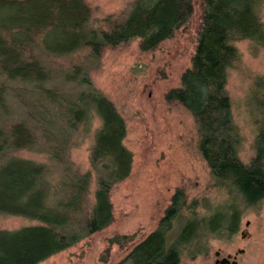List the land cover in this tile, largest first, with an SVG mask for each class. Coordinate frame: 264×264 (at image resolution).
<instances>
[{
  "label": "trees",
  "instance_id": "16d2710c",
  "mask_svg": "<svg viewBox=\"0 0 264 264\" xmlns=\"http://www.w3.org/2000/svg\"><path fill=\"white\" fill-rule=\"evenodd\" d=\"M261 3L200 0L191 64L182 72L179 86L165 94L168 103L179 104L192 115L197 147L213 186L224 187L232 199L201 213L199 208L209 199L188 201L184 189L177 188L156 228L115 264H179L183 256L206 255L208 235L236 231L238 205L255 206L264 199V100L255 155L246 165L238 157L242 137L226 91L227 70L238 58L233 43L249 39L264 49ZM193 12L194 0H130L119 13L94 19L84 0H0V75L6 79L0 85V110L6 109L8 95L27 106L25 118L0 127V214L38 222L0 230V264H37L106 227L112 220L110 191L131 168L132 155L123 143L125 121L113 102L79 65L61 76L74 86L60 90L50 82V57L86 49L99 58L105 49L133 40H138L142 52L153 51L173 38ZM94 116L100 125L94 132L89 170L81 173L67 158L70 133L80 124L90 125ZM40 138L54 162L64 163L54 184L45 164L14 155L34 148ZM183 211L187 218L169 241L167 234ZM132 237L114 235L108 242L124 247Z\"/></svg>",
  "mask_w": 264,
  "mask_h": 264
},
{
  "label": "rangeland",
  "instance_id": "374dc122",
  "mask_svg": "<svg viewBox=\"0 0 264 264\" xmlns=\"http://www.w3.org/2000/svg\"><path fill=\"white\" fill-rule=\"evenodd\" d=\"M84 2L91 16L100 19L124 10L130 0ZM199 2L194 0V12L188 23L153 51L142 52L138 40H133L123 46L105 49L99 58H92L86 49L50 57L53 75L50 82H55L60 90L74 86L65 83L61 76L79 65L86 70L92 84L113 102L125 121L123 143L131 152L132 161L128 176L110 191L111 222L37 264H115L156 228L177 188L184 189L188 201L196 197L209 199L206 206L199 208L201 213L232 199L224 187L213 186L209 167L197 147L192 115L179 104L165 100L166 92L179 86L182 72L191 64L201 21ZM258 14L264 22V0ZM233 44L238 58L227 70L226 91L232 118L242 137L238 157L247 165L255 155L254 143L262 118L264 49L249 39H240ZM4 80L5 77L0 75V85ZM5 108L0 110V127L5 129L26 116L27 106L12 96H7ZM50 118L54 122V115ZM99 125L100 120L94 116L90 125L80 124L70 133L67 158L72 169L81 173L89 170L94 132ZM14 155L45 164L52 184L64 164L54 162L42 138L37 140L34 148L21 149ZM93 189L92 175L89 200L93 197ZM238 209L240 216L233 234L208 235V253L194 259L183 256L179 264H214L215 260L226 257L235 264H264V199L255 206L238 205ZM187 215L183 211L182 217L174 221L173 231L167 234L169 241L175 237ZM37 223L20 215L0 214V230H16ZM114 235L133 237L126 246L119 247L108 242Z\"/></svg>",
  "mask_w": 264,
  "mask_h": 264
},
{
  "label": "flooded vegetation",
  "instance_id": "af4514ba",
  "mask_svg": "<svg viewBox=\"0 0 264 264\" xmlns=\"http://www.w3.org/2000/svg\"><path fill=\"white\" fill-rule=\"evenodd\" d=\"M221 259L215 260L214 264H221V262H220ZM228 260H229V262H225V264H231L232 260H230V259H228ZM233 262H235V261H233Z\"/></svg>",
  "mask_w": 264,
  "mask_h": 264
},
{
  "label": "water",
  "instance_id": "95a60500",
  "mask_svg": "<svg viewBox=\"0 0 264 264\" xmlns=\"http://www.w3.org/2000/svg\"><path fill=\"white\" fill-rule=\"evenodd\" d=\"M220 262H221V264H225V262H229L228 257H226V258H222V259L220 260ZM231 264H235V262L232 261Z\"/></svg>",
  "mask_w": 264,
  "mask_h": 264
}]
</instances>
